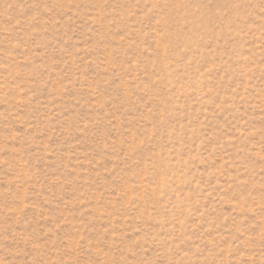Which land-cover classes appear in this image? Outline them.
Returning a JSON list of instances; mask_svg holds the SVG:
<instances>
[{
  "label": "rangeland",
  "instance_id": "374dc122",
  "mask_svg": "<svg viewBox=\"0 0 264 264\" xmlns=\"http://www.w3.org/2000/svg\"><path fill=\"white\" fill-rule=\"evenodd\" d=\"M0 264H264V0H0Z\"/></svg>",
  "mask_w": 264,
  "mask_h": 264
}]
</instances>
